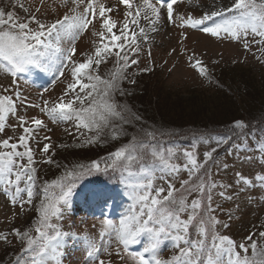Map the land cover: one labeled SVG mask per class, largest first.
Returning <instances> with one entry per match:
<instances>
[{
  "label": "snow or ice",
  "instance_id": "1",
  "mask_svg": "<svg viewBox=\"0 0 264 264\" xmlns=\"http://www.w3.org/2000/svg\"><path fill=\"white\" fill-rule=\"evenodd\" d=\"M119 2L125 9L119 25L110 16L113 9L101 0H70V5L69 0H61L68 10L50 23L31 13L23 0H10L7 10L0 7V68L14 78L15 85L3 89L11 94H0V134L12 132L0 140V192L12 207L20 209L13 219L28 211L36 213L26 229L0 232V243L12 244L15 240L20 245L9 264H64L68 247L80 240L87 243L90 261L111 264L100 258L101 247L94 240L64 231L60 221L88 177L102 174L110 180V174L116 173L131 203L118 223L103 221L109 231L102 230L100 237L102 241L110 237L103 248L108 256L112 255L110 247L115 242V255L124 264L126 258L132 264H264V230H258V234L250 232L243 242L237 243L218 231V226L227 228L228 224L217 219L221 206H214V197L233 200L256 184L264 186V174H256L253 181L237 171L235 183L229 184L215 179L220 172L228 171V161L220 157V149L224 148L225 157L239 152L243 140L251 135L249 125L237 120L231 134L208 137L204 141L208 147L201 158L195 142L189 148H177L165 141V137L168 141L175 139V132L145 125V118L128 101L133 91L125 87L137 83V73L129 70L140 64L141 40H148L141 21L155 32L165 14L170 25L242 42L245 51H251L254 43L261 53L255 58L264 63V0H214L213 6L199 17L177 13L174 5L178 0ZM17 9L27 15L22 17ZM94 21L100 30L92 35L99 37V43L83 61L74 59L76 41L90 25L94 26ZM182 36L187 39L183 33ZM179 54L183 55L184 50ZM147 55L151 59L150 49ZM109 62L111 68L101 74V65ZM187 63L199 77L212 82L201 59L191 54ZM32 69L50 74L53 86L61 77L69 82L55 100L44 99L41 93L40 103H30L18 90L17 81ZM152 70L149 66L137 68L144 73ZM28 108H38L53 123L71 122L75 133L67 128L65 131L75 136L80 148L105 145L124 136L128 140L107 156L90 163H75L71 168L65 166L58 178L40 183L37 165L56 164L55 153H50L51 137L47 135L39 148L38 133L47 129V124L37 116L28 117ZM20 109L25 110L24 114ZM10 118L15 123L9 124ZM129 129L133 131L130 133ZM257 152L261 154L259 163L264 164V148ZM245 159L252 162L254 158ZM83 194L86 204L104 208L116 197L107 184L85 185ZM228 215L231 218V212ZM260 227L264 228V224ZM143 235L148 240L142 251H132L131 246ZM165 241L171 242L173 254L161 259L158 250Z\"/></svg>",
  "mask_w": 264,
  "mask_h": 264
},
{
  "label": "rangeland",
  "instance_id": "2",
  "mask_svg": "<svg viewBox=\"0 0 264 264\" xmlns=\"http://www.w3.org/2000/svg\"><path fill=\"white\" fill-rule=\"evenodd\" d=\"M101 2L107 7L113 9L110 13L111 18L114 19L118 25L122 23L125 9L120 4L119 0H101ZM9 3L10 0H0V7L7 10ZM23 3L25 7L30 9L31 13L47 20L49 23L58 17H62L68 10L62 5L61 0H23ZM213 4L214 0H178L177 4L174 5V8L179 14L199 17L203 11L209 10ZM37 8L40 9L39 12H36ZM17 11L22 17L27 15L19 9H17ZM141 23L142 25H146V22L144 21H141ZM157 28L158 31L155 32L151 31L150 27L149 30L146 29L148 31V40L147 43H144L143 40H141L143 51L139 56L140 64L129 70L131 72H136V75L141 80L140 84L145 85L144 95L149 94L148 96H150L153 92H156L152 95L153 99L147 97L155 104H151L147 98L141 99L140 113L145 114L143 115L144 118L157 122L162 120L165 125L168 121H171L172 126L174 125L180 129H187L186 127L192 124L202 125L197 122V120L204 119L205 117L204 115L202 117L201 112L198 111V115L195 116V114L190 113L188 105L184 107L182 105L183 113L180 114V110L174 111L177 108H171L170 105L164 103V100L166 101V98L164 97L170 95L169 97L175 102H183V100H189V98L197 94H206L209 97L212 94L216 96L215 90L209 85H219L217 80L223 82L221 85H227L225 81H228L234 76L237 77L238 73H243L251 78L254 83L253 85L256 88H259L261 92L264 91V64L255 58L256 56L261 55L258 50V45L253 43L251 45V51H245L242 42L218 39L198 30L187 28L181 29L170 25L167 22L166 14L161 19L159 25H157ZM99 30V23L94 21V26L90 25L89 28L78 38L75 45L77 53L74 59L83 61L86 54H89L94 50L95 46L99 43V37L93 36L92 33L98 32ZM182 33L187 36V39H183ZM249 39H251V37H249ZM149 49L152 54L151 59H149L147 55ZM172 49H176V51L172 52ZM182 50H184V54L180 55L179 53ZM170 52H172L171 55H169ZM191 54H194L196 59H201L207 66L212 81L211 83L204 78L199 77L195 70L189 67L187 59ZM145 66L154 68V70L147 73L137 71V68L143 69ZM110 68L111 62L107 65H101V74L105 73ZM169 69H172V71L170 72ZM13 79L14 78L11 77L10 74H7L2 68H0V94H11V92H4L3 89L5 87L9 89L14 88L15 85L12 83ZM51 81L52 76L50 74L32 69L29 73L22 74L19 77L17 81L19 85L18 90L28 97L30 103H40L41 93L43 94L44 99L55 100L62 94L69 79L61 77L60 80L56 81L54 86ZM44 88H48V91L44 92ZM215 101L216 100L213 97L212 99L203 102L200 111L209 112L213 107L210 104ZM262 102L263 101L259 99L254 107L244 105L231 107V105L226 103V105L231 108L225 110L218 109L221 112L216 115L223 112L230 115L229 110L245 107V111L238 110V112H243L241 116L242 119L248 121L251 120L252 117L258 116L264 112V105H259ZM257 105L259 106L256 107ZM20 111L21 114H24L25 112L24 109H20ZM26 114L28 117L37 116L38 118L43 119L47 124V129L38 133V138L40 139L39 148H42L43 144L46 142L43 140V137L46 135L50 136V143L52 145L50 153H55L53 160L56 164L60 163L64 168L65 166L71 168V164L90 163L91 159L103 154L98 147L93 146L86 148L89 153L84 154L85 156L83 159L70 157V159L66 158L67 160H61L62 158L64 159L63 156H65L64 153H66V150L75 151L76 149H74V136H68V133L65 131V127L70 126L71 123H53L47 116L41 114L38 108H28ZM157 115H159V118L156 117ZM225 121V124L229 123V119H225ZM12 123H15V121L10 118L9 124ZM200 128H203V126ZM16 131L19 133L21 130L17 128ZM249 132L251 135L243 140V145L239 152H234L233 155L225 157L224 148L222 147L220 149V157L222 159H227L228 161V171L220 172L216 175L215 179L217 182H223L225 184L235 183V173L237 171L253 181H255L256 174H264V164L259 163V157L261 154L257 152V149L264 148V130H249ZM192 133L195 132L192 130ZM192 133L187 134L184 139H180L181 142L172 140L170 143L175 144L177 148H189L192 143L195 142L202 158V153L208 147L204 141L210 136H200ZM231 133L232 130L228 129L223 131L221 136L229 135ZM10 135H12V132L7 130L3 134H0V140L7 138ZM236 143H239V141H236ZM61 144L67 145V147H60ZM32 145L37 151L39 150L35 142H32ZM224 147H227V145ZM247 156H252L254 158L253 161H247L245 159ZM37 158L39 159V157ZM177 163H182V161H177ZM56 164L47 166L38 164L39 179L41 180L40 177L42 170L48 166L54 167ZM110 175V180L104 175L106 178L101 181L109 180L112 184L109 185L106 182L99 183L107 184V186L116 193L115 199L110 202L108 207L104 208L85 203V196L83 194L85 185L88 187L95 186V184H90L89 182V180H93L94 177H88L81 187L77 189V195L73 197L71 205L65 212L60 224L64 231H70L82 237L87 236L89 239L94 240L97 245L101 247V259L110 261L111 264H124V261H121L119 257L115 255V242H113L110 247L112 255L108 256L103 251V248L108 245L110 237H105L103 241L100 237L102 230L109 231L104 228L103 221L109 219L113 223H118L119 219L128 212L131 203L127 198L123 186L119 182V173ZM184 177L187 178L186 173L184 174ZM41 182L44 181L41 180ZM192 198L194 197H190L189 199L191 200ZM214 199L216 201L214 206H221L218 208L217 219L221 220L222 223L228 224L227 228L218 226V231H220L221 234L228 235L237 243H240L244 241V238L250 232L257 231L258 234V230H264V228L260 227V225L264 224V186L256 184L254 188H250L235 195L233 200H220L218 197H214ZM237 205H239V208H237ZM25 207L26 209L28 208L27 205ZM19 212V207H12L8 198L0 192V232H10L12 228L17 227L24 230L28 226L27 222L36 216L34 211H28L25 216H16V218L13 219L14 214H18ZM229 212H231V218H229ZM147 240V235L139 237V242L131 246V250L134 252L142 251ZM19 248L20 245L15 242V240H13L12 244L0 243V264H9L14 256L17 255ZM158 251L161 259L171 258L173 254L171 242H163ZM86 253L87 243L84 240L76 241L68 247L66 255L63 258L64 264H98V262L90 261ZM126 260L127 264H132L130 258H126Z\"/></svg>",
  "mask_w": 264,
  "mask_h": 264
},
{
  "label": "trees",
  "instance_id": "3",
  "mask_svg": "<svg viewBox=\"0 0 264 264\" xmlns=\"http://www.w3.org/2000/svg\"><path fill=\"white\" fill-rule=\"evenodd\" d=\"M132 68H134V66ZM135 79L137 80L136 85H127L126 84L125 87H128L130 90L133 91L134 95L128 97V101H129L130 105L133 107V109L140 113L141 112L140 102L142 103L141 99H144V98L146 99L147 97L149 99H153L152 95L155 94L156 92H153V94L150 96H148L149 94L144 95V89H145L144 86L145 85L140 84L141 80L137 75L135 76ZM217 82L219 85H209L210 87H213V89L215 90L216 96L212 94L209 97L206 94H203V95L197 94V95H193L191 98H189V100H183V102L182 101L175 102L172 98L169 97L170 95H167L165 97L163 96L164 98H166V101L164 100V103L170 105L171 108H177L174 111L180 110V114L183 113L182 105H183V107L188 105L190 113L195 114V116L198 115V111L201 112L202 117H203V115L205 117H204V119L197 120V122L202 124V125L192 124L190 126H187L186 127L187 129H180L174 125L172 126L171 121H168L165 125V124H163L164 122L161 119H160L161 121L157 122V121H152V120L150 121L146 118H145V125L151 126L153 129H158L161 131L175 132L177 134V136L173 140H175L177 142H181L180 139H184L187 134L192 133V130L195 132V133H192L194 135H200V136L221 135L222 132L225 130H228V129L233 130L232 124L237 120L245 121L249 125L250 131L258 130V129L264 130V112L259 114L258 116L252 117L251 120H248V121L242 119L241 116H242L243 112H238V110L245 111V107L229 110L230 115H227L225 112L216 115L217 113L221 112L218 109H224L225 110V109H229V108L236 106V105H244V106H248V107H254L259 99L263 101L259 105L262 104V106H263L264 105V95H263L264 91L261 92V90L259 88H256L253 85L254 83H253L252 79L247 77L243 73H238L237 77L234 76L231 79H229L228 81H225L227 85H221V83H223V82H221V80H219V81L217 80ZM213 97L215 98L216 101L214 103L210 104L213 106L212 109L209 112L200 111V109L202 107L201 104L205 101H208L209 99H212ZM148 98H147V100L149 102H151V104H155L154 102L150 101ZM161 102H162V100H161ZM184 103H186V104H184ZM226 103L231 105V107H228L226 105ZM259 105H257L256 107H258ZM141 115L143 116L145 114L143 113ZM156 117L159 118V115H157ZM225 119H229L228 124H225L226 123ZM168 126H170V127H168ZM201 126H203V128H200ZM65 128L69 129L70 131L73 130L72 132L75 133V129H74L72 123L70 124V126H67ZM132 131H133L132 129H129L130 133ZM67 135L70 136L69 134H67ZM72 136H74V135H72ZM74 140H75L74 141V149L76 148L75 151L66 150V153H64L65 156H63L64 159L62 158L61 160H67V159H70V157L83 159V157L85 156L84 154L89 153L86 150L87 147L80 148L77 146L78 141L75 138V136H74ZM127 140H128V137L124 136L118 140H114V141L109 140L107 142V144H105V145H94V146L98 147L99 150H101L103 152L102 155H100L99 157H96L94 159H99L102 156H107L109 152L116 150L118 147H120L121 145L126 143ZM165 141L171 142L172 140L168 141V138L165 137ZM66 144L72 145L70 143H66ZM53 159H54V157H53ZM94 159H91V160H94ZM58 164L61 165V167L48 166L44 170H42V174L40 177L41 180L42 181H51L53 179L58 178L60 175H62L65 171V168H64V166H62V164H60V163H58ZM72 165L73 164H71V167H72ZM43 172L45 175L43 174ZM44 176H45V178H44ZM93 177H94L93 180H89L90 184L98 185L101 182H106L109 185L112 184V182L109 180L101 181V180H104L106 178L104 175H96ZM41 180L39 179L40 183H42Z\"/></svg>",
  "mask_w": 264,
  "mask_h": 264
},
{
  "label": "bare ground",
  "instance_id": "4",
  "mask_svg": "<svg viewBox=\"0 0 264 264\" xmlns=\"http://www.w3.org/2000/svg\"><path fill=\"white\" fill-rule=\"evenodd\" d=\"M145 27H146V29H148L149 30V27L147 26V25H144ZM147 31V30H146ZM148 32V31H147Z\"/></svg>",
  "mask_w": 264,
  "mask_h": 264
},
{
  "label": "water",
  "instance_id": "5",
  "mask_svg": "<svg viewBox=\"0 0 264 264\" xmlns=\"http://www.w3.org/2000/svg\"><path fill=\"white\" fill-rule=\"evenodd\" d=\"M232 126H233V124H232Z\"/></svg>",
  "mask_w": 264,
  "mask_h": 264
}]
</instances>
